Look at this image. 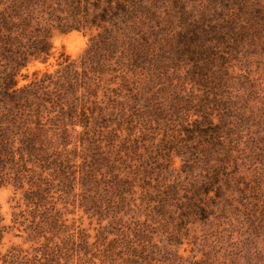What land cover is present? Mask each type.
Segmentation results:
<instances>
[{
    "label": "trees",
    "instance_id": "obj_1",
    "mask_svg": "<svg viewBox=\"0 0 264 264\" xmlns=\"http://www.w3.org/2000/svg\"><path fill=\"white\" fill-rule=\"evenodd\" d=\"M71 32L90 35L79 57L19 85ZM7 186L24 207L13 223L43 243L1 264H68L75 249L87 264H175L155 225L264 194V0H0ZM75 210L97 221L93 243Z\"/></svg>",
    "mask_w": 264,
    "mask_h": 264
},
{
    "label": "rangeland",
    "instance_id": "obj_2",
    "mask_svg": "<svg viewBox=\"0 0 264 264\" xmlns=\"http://www.w3.org/2000/svg\"><path fill=\"white\" fill-rule=\"evenodd\" d=\"M89 34L71 32L66 35L55 34L52 38V55L45 63L36 62L23 71L28 78L19 81L25 84L34 71H52L63 56L76 59L88 44ZM176 160L175 168L179 167ZM255 200H254V199ZM19 194H14L11 187L0 189V218L2 225L7 227L0 242V254H6L11 247H16L23 252L34 255V249L43 243L34 240L26 230L27 222L19 219V224L13 223V217L18 215L24 207L19 203ZM264 194L253 196L247 200L234 202L226 207L221 218L210 217L207 221L187 223L182 228L168 225V229L156 225L153 228L155 235L152 241L166 245L171 251H176L180 260L175 264H264ZM20 205V206H18ZM70 209V208H69ZM69 225L73 219L75 232L82 229L89 236L88 244L95 241L98 231L97 221L89 220L80 211L75 210L73 215H68ZM102 225H105L103 223ZM132 227V225H131ZM163 231L173 232L181 243L176 246L169 242L168 234ZM171 245H168V244ZM78 255V256H77ZM82 260H79L78 257ZM89 255L83 256V251L75 249V258L68 264H87ZM1 264V263H0ZM96 264H99L96 261Z\"/></svg>",
    "mask_w": 264,
    "mask_h": 264
}]
</instances>
